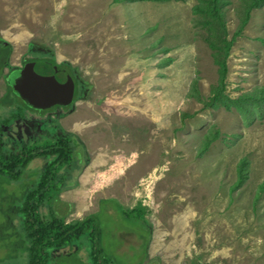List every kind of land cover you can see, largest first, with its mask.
Returning <instances> with one entry per match:
<instances>
[{
    "label": "rangeland",
    "instance_id": "374dc122",
    "mask_svg": "<svg viewBox=\"0 0 264 264\" xmlns=\"http://www.w3.org/2000/svg\"><path fill=\"white\" fill-rule=\"evenodd\" d=\"M252 1L223 6L231 43L225 93L231 99L264 87V0L245 19ZM199 3L0 0V126L16 127L14 114L25 109L5 74L24 56L68 62L85 80L74 95L88 98H74L42 128L52 133L48 126H61L74 148L57 182L62 191L45 211L67 222L94 218L114 264H165L186 218H205L197 224L202 235L188 238L202 250L198 264H264V110L251 99L242 108L215 100L208 105L221 74L194 11ZM21 139L28 147L52 141L44 135ZM3 141L17 148L7 134ZM112 161V170L97 174ZM45 164L37 157L15 180L0 174V264H28L21 207ZM113 177L110 188L84 199L86 189ZM164 218H175L174 234L162 243V254L150 257L160 236L152 228ZM49 264H91L90 238L56 252Z\"/></svg>",
    "mask_w": 264,
    "mask_h": 264
},
{
    "label": "trees",
    "instance_id": "16d2710c",
    "mask_svg": "<svg viewBox=\"0 0 264 264\" xmlns=\"http://www.w3.org/2000/svg\"><path fill=\"white\" fill-rule=\"evenodd\" d=\"M116 1L134 2L137 0ZM261 1L253 0L246 3L248 8L245 13V19H248L252 9L258 6ZM225 3L226 0H200V3L194 8V11L201 14L200 21L202 19L203 27L207 29L205 39L216 51L214 54L215 59L220 65V83L215 88V95L208 105H214L215 100L216 104L221 103L230 106V103L233 102L242 108L244 100L251 99L257 107L256 110L263 112L264 87H256L252 92L244 93L236 99H231L225 93L228 73L226 59L231 49V43L226 39L225 12L223 11ZM246 23L247 20L243 25ZM74 71L76 72V82L84 85L83 82L85 80L80 77L75 69ZM82 98H88V94L83 93L78 99L75 98V100L77 101ZM11 104L16 105L15 103ZM23 105V108H27L24 102ZM20 109L22 108L20 107ZM21 114L22 110L16 112L14 114L15 120L21 118ZM51 128L55 130V126L50 125L47 127L49 130ZM58 129L61 131L60 135L51 137L52 141L49 143L44 142L43 145L36 143L34 147H28L29 142L24 140L13 143L17 145V148L13 147L9 149L8 146H4V139L2 134H0V174L9 176L11 180L18 179L29 163L37 157L46 159L38 186L33 191L27 193L25 202L21 207L24 215V230L26 237H28L26 241L29 243L27 249L28 264H49L53 254L65 247L72 246L82 237L90 238L91 264H114L103 252V232L99 225L95 223L94 218L67 222V218L56 216L53 211L48 210L47 213L45 211V208L50 205V201L56 196L59 197L62 191L61 188L57 187V182L59 180L62 182L63 171L61 170H63L64 166H69L74 152L72 140L69 138L68 132L64 129L62 130L61 126H58ZM78 247L81 248L79 245Z\"/></svg>",
    "mask_w": 264,
    "mask_h": 264
},
{
    "label": "water",
    "instance_id": "95a60500",
    "mask_svg": "<svg viewBox=\"0 0 264 264\" xmlns=\"http://www.w3.org/2000/svg\"><path fill=\"white\" fill-rule=\"evenodd\" d=\"M39 69L43 71L37 70L35 62H29L21 69H14L7 82L28 107L30 116L42 120L52 113L55 105L73 103L76 82L63 67L54 65L49 69L41 66Z\"/></svg>",
    "mask_w": 264,
    "mask_h": 264
},
{
    "label": "crops",
    "instance_id": "0c3cea01",
    "mask_svg": "<svg viewBox=\"0 0 264 264\" xmlns=\"http://www.w3.org/2000/svg\"><path fill=\"white\" fill-rule=\"evenodd\" d=\"M124 2H126V1H124ZM115 12H118V9H116ZM2 32H3V35L6 36L7 32H5V31H2ZM65 34H66V32H65ZM56 57L58 59V54L56 55ZM104 93H105V91H104ZM106 95H108V94H106ZM113 103H115V102H111L110 104H113ZM62 119H64V118H62ZM119 157H120V155H116L115 159H117ZM112 164H113V161L105 169L99 171L97 174L104 175L105 173H107V171L112 170V168H113ZM109 168H111V169L108 170ZM116 179L117 178H115V177L107 178V180L105 179L102 182L95 183L94 185H92V190L89 191V189H86V194L84 196V199H87L88 195H90L91 193L97 194V193H100V192L110 188L113 184V181H115ZM83 181L85 182V180H83ZM83 186L86 187L85 183H83ZM126 192H127V190H126ZM107 195H108V192L101 195L99 202H101L103 200L105 201L106 200L105 198ZM88 200H89V198H88ZM86 206H87V203L84 204L85 208H86ZM133 207L135 208V206H133ZM80 218H82V217H80ZM80 218H77V219H80ZM153 219H155V218H152V220ZM193 219H195L194 222H196V225L193 224V221H192ZM202 219H205V218H186L185 228L183 230H181L180 232H178V234H177V242L179 244L176 246V248L172 249V255L173 256L168 260L169 263H170V261H173L174 264H193V263L198 264V260H199L198 251L200 253V252H202V250L199 247H196L195 245L191 244L188 241V238H189V236H192L193 238H197L199 235H202L203 227L201 224H200V226L197 225L198 223L201 222ZM182 220H184V218H182ZM174 222H175V218H171V219L170 218H164L163 222L160 220V222L156 225V227L152 228L154 235H156V233L158 231L160 233V236H159V239L155 236L157 238V242H156V240H154L156 244L153 242L152 247L155 245H156V247L152 250L150 257L153 256V251L157 252L158 254L161 253V248L163 246L162 243H164V240L168 239L169 234H171V235L174 234V229H172V224ZM190 233L192 235H189ZM81 248L76 252L77 254L81 253V250H82ZM168 261H165V264H168Z\"/></svg>",
    "mask_w": 264,
    "mask_h": 264
},
{
    "label": "flooded vegetation",
    "instance_id": "af4514ba",
    "mask_svg": "<svg viewBox=\"0 0 264 264\" xmlns=\"http://www.w3.org/2000/svg\"><path fill=\"white\" fill-rule=\"evenodd\" d=\"M53 51V50H52ZM10 56L12 57V51L10 53ZM56 56V55H55ZM28 58V57H27ZM24 56V58L21 60V62L19 64H16V65H13V64H10L9 67H8V71L6 70V75H7V79H8V75L14 70V69H21L22 67H24L25 64L29 63V62H35L36 65H37V70H41L43 71V69H39L41 68V66L45 67V68H48L49 69H52V67L55 65V66H59L61 67L63 63H65V67H63V69H65L66 71H68V73L70 75L73 76L75 82H76V76L73 75L71 73V64H68V62H65V61H58V60H55L53 62H49V61H45V60H32V59H28ZM57 59V57H55ZM67 64L70 66H67ZM53 65V66H52ZM39 66V68H38ZM64 66V65H63ZM67 66V67H66ZM6 68V67H5ZM8 83V82H7ZM9 86V85H8ZM76 88H77V82H76ZM75 88V89H76ZM73 104V103H72ZM70 104V105H72ZM69 105V106H70ZM68 107L67 106H62V105H55L52 109V113H56L58 114L59 111L62 109V108H66ZM26 109V110H25ZM24 109V112L21 114L22 117L19 118V119H16L17 122H14V126L16 127H11V126H0V134H2V137L4 139V135L7 134V136L13 140V143H15V141H24L22 138V136L24 135H27L29 137V139H35V141H37L39 138H42L43 135L49 139L51 137H55V136H58L61 134V131L58 129V126H55V130L52 131V133H49L48 131H42V128H43V125L44 123H47L48 120L50 119L51 121L56 117V114H50V116L46 119H37V118H34L32 116H30L29 114V109L28 107ZM54 110V111H53ZM59 117H61V119L63 118L61 116V114H59ZM46 125V124H45ZM7 131H5L6 129ZM15 130V132L17 133L16 135L17 136H14L12 134V130ZM49 130V129H48ZM63 130V128H62ZM6 132V133H5ZM26 133V134H25ZM16 137V138H15ZM49 137V138H48ZM31 142V141H30Z\"/></svg>",
    "mask_w": 264,
    "mask_h": 264
}]
</instances>
